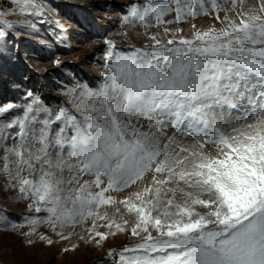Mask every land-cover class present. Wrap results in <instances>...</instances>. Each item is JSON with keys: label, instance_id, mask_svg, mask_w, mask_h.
<instances>
[{"label": "snow or ice", "instance_id": "obj_1", "mask_svg": "<svg viewBox=\"0 0 264 264\" xmlns=\"http://www.w3.org/2000/svg\"><path fill=\"white\" fill-rule=\"evenodd\" d=\"M10 3L44 22L43 3ZM247 3L145 0L129 5L123 18L129 28L171 25L212 12L224 26L195 30L178 40L173 33L166 43L153 35L152 44L133 45L127 52L105 39L101 87L71 90L79 117L66 107H43L28 92L32 99L22 115L0 120L6 187L18 188V199L29 201V212L46 214L29 224H47L68 240L71 233L64 235L63 229L91 220L85 231L90 242L99 244L110 234L128 231L123 216L117 222L101 211L119 203L134 214L130 235L140 242L109 251L112 264H264V0L245 8ZM15 10L0 8V40L14 27L4 17ZM171 13L174 19L165 21ZM170 31L164 28L165 34ZM14 107L0 106V117ZM225 109L239 115L224 119ZM165 124L175 129L171 135L162 130ZM13 128L18 131H9ZM182 132L193 143H185ZM206 144L214 154L204 151ZM149 173L151 183L142 190L119 201L110 194ZM84 176L93 179L81 183ZM34 234V228L25 233ZM39 239L54 242L44 235Z\"/></svg>", "mask_w": 264, "mask_h": 264}, {"label": "rangeland", "instance_id": "obj_2", "mask_svg": "<svg viewBox=\"0 0 264 264\" xmlns=\"http://www.w3.org/2000/svg\"><path fill=\"white\" fill-rule=\"evenodd\" d=\"M37 2L43 3L45 8L43 23L35 17L18 12L10 0H0V8L16 9L14 14L4 17L13 22L14 27L6 29L8 35L0 40V106L7 104L15 106L9 113L0 117L3 121L22 115L26 104L30 103L32 98L38 99L41 106L54 111L66 107L79 117L80 113L73 106L78 101L71 95V90L76 89L79 93L81 86L92 89L101 87L104 80L105 39L114 40L117 50L127 52L133 45L143 47L145 44H152L153 41L149 37L153 35L162 43H166L173 38V33L178 40L181 36L190 38L195 30L203 31L213 26L219 29L224 26L216 19L217 13L212 12L207 16L201 14L195 18L188 17L184 22L171 25L165 23L151 28L140 26L129 28L123 22V18L129 15V5H142L145 0H37ZM218 15L223 19L224 12H219ZM229 15L234 17V13ZM54 16H60L72 25L68 31L70 38L77 43L76 47L64 48L61 45L53 25ZM174 16L175 14L171 13L164 19L173 20ZM33 21L36 23L35 28L30 26V22ZM193 24L196 26L195 29L192 27ZM166 27L171 29L167 34L164 32ZM177 28L182 31L175 32ZM56 60L60 61L59 65L55 63ZM28 92L33 94L32 98L26 95ZM43 116L42 113L41 118ZM142 123L144 130H147V121ZM171 130L174 129L169 127L164 131L171 135L173 132ZM9 131L15 133L18 128ZM164 142L166 141H162V144ZM14 143L15 141L11 139L7 141L9 147ZM204 150L207 153L215 152L210 144H206ZM3 155L4 152L0 149V157ZM53 158L55 159V155ZM24 175H28L27 171ZM151 175L147 174L142 181L120 193L110 194L117 201L125 199L150 184ZM65 176L69 177L71 173L66 172ZM85 179L92 180L93 177L84 176L81 183ZM8 181L7 173L0 170V264H112V258L107 255L109 251L140 242L138 237L130 235L134 214H128L119 203L104 206L101 211H107L117 222H121L120 217L123 216L129 221L128 225H123L128 231L110 234L107 239L97 244L88 240L85 229L92 227V221L89 220L75 228L63 229L64 235L71 233V236L68 240L60 239L47 224L28 223L29 219L43 217L46 214L29 212L27 208L29 201L18 199V188L6 187ZM117 207L121 209L120 213L115 212ZM104 223L105 221H97V224ZM12 225L18 227L12 229ZM33 228L35 234L26 236L25 233ZM98 230L108 232L105 227H99ZM112 231L115 232L114 227ZM41 235L54 242L48 244L46 240L39 239ZM80 236H84L85 239L81 240ZM29 240L32 243H28Z\"/></svg>", "mask_w": 264, "mask_h": 264}, {"label": "bare ground", "instance_id": "obj_3", "mask_svg": "<svg viewBox=\"0 0 264 264\" xmlns=\"http://www.w3.org/2000/svg\"><path fill=\"white\" fill-rule=\"evenodd\" d=\"M256 2H257V0H248V3L245 5V8H247L248 6L256 4ZM53 25H55V28L57 30V38L59 39V41L61 42V45H63L64 48L74 47V46L76 47L77 43H75L74 40L70 38L71 37L69 35L70 32L68 31L72 25H70L64 18H60V16H57V17L54 16ZM61 39H63V40L61 41ZM217 115L219 118V112ZM237 115H239V113L236 112L235 110L229 111V110L225 109L224 113H223L224 119H227V120H231L232 118L236 117ZM169 127L171 128L170 125L165 124L162 126V130L169 129ZM171 131H175V129L171 130ZM180 138L182 140H184L185 143H187V144L193 143L192 139L190 137H188L187 135H185L183 132L181 133ZM212 154H214V153H212Z\"/></svg>", "mask_w": 264, "mask_h": 264}]
</instances>
